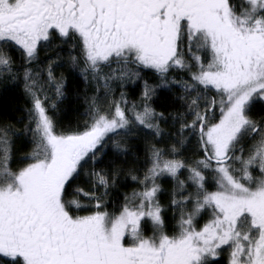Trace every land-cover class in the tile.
I'll return each instance as SVG.
<instances>
[{"label":"snow or ice","instance_id":"1","mask_svg":"<svg viewBox=\"0 0 264 264\" xmlns=\"http://www.w3.org/2000/svg\"><path fill=\"white\" fill-rule=\"evenodd\" d=\"M0 101V264H264V0H0Z\"/></svg>","mask_w":264,"mask_h":264},{"label":"trees","instance_id":"2","mask_svg":"<svg viewBox=\"0 0 264 264\" xmlns=\"http://www.w3.org/2000/svg\"><path fill=\"white\" fill-rule=\"evenodd\" d=\"M0 102H3V101H0ZM14 103H15V105H16L17 108H19V107L22 106V104H23V102L20 101V100H16ZM83 110H84L83 107H81V108L79 109L80 112H83ZM15 115H16V116H19V115H21V113H20V112H16ZM82 118H83V117H81V119H82ZM25 150H30V146H29L28 148H25Z\"/></svg>","mask_w":264,"mask_h":264}]
</instances>
